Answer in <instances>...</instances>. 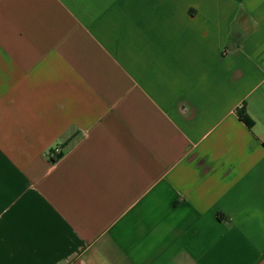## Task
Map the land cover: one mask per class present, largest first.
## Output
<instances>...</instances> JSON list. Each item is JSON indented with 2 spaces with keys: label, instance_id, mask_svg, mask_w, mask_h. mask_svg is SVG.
Masks as SVG:
<instances>
[{
  "label": "crops",
  "instance_id": "obj_1",
  "mask_svg": "<svg viewBox=\"0 0 264 264\" xmlns=\"http://www.w3.org/2000/svg\"><path fill=\"white\" fill-rule=\"evenodd\" d=\"M0 264H264V0H0Z\"/></svg>",
  "mask_w": 264,
  "mask_h": 264
},
{
  "label": "trees",
  "instance_id": "obj_2",
  "mask_svg": "<svg viewBox=\"0 0 264 264\" xmlns=\"http://www.w3.org/2000/svg\"><path fill=\"white\" fill-rule=\"evenodd\" d=\"M240 119L246 122L249 126L252 125V121L247 115L240 113Z\"/></svg>",
  "mask_w": 264,
  "mask_h": 264
}]
</instances>
